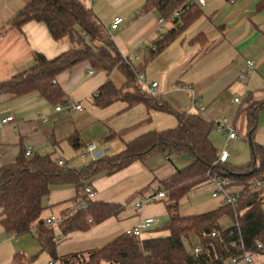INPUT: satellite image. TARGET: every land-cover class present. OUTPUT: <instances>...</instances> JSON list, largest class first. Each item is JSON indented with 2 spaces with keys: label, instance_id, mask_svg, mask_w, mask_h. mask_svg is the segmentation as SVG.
<instances>
[{
  "label": "crops",
  "instance_id": "crops-1",
  "mask_svg": "<svg viewBox=\"0 0 264 264\" xmlns=\"http://www.w3.org/2000/svg\"><path fill=\"white\" fill-rule=\"evenodd\" d=\"M31 1L0 0V82L30 68L34 63V53L52 59L72 48L68 37L56 41L47 27L40 23L28 22L21 30L7 28L9 20ZM82 1L92 8L120 53L125 58H136L133 64L137 68H144V71L146 69L145 81L148 84L157 83L156 95L176 111L200 115L208 122H216L223 116L237 134V138L230 140L229 145H236L239 139L249 143L247 116L242 111L245 101L237 104L235 99L248 94L247 99L252 101L264 100V8L259 7L261 0H238L234 4L227 0H206L204 5L197 4L201 16L149 62L147 60L155 41L172 28L171 19L162 18L154 9L144 11L148 0ZM116 18H122L123 22L115 30H110ZM160 19L164 20L161 27ZM198 35L202 39L194 41ZM248 60L256 63V69L242 80L239 78L240 70ZM108 79L117 87L125 83V78L117 70L110 74L94 71L88 62H82L57 77L67 102L81 105L82 111L67 108L56 111V107L36 94L17 99L0 94V122L10 116L14 118L0 125V168L15 163L18 156L29 148L32 155L48 154L53 160L63 161L71 167L70 158L66 157L68 153L71 159L88 156L85 148L75 151L71 147L68 137L74 132L79 133L85 146L94 140L97 149L100 146V152L105 155L110 151V148L104 149L109 146L104 141L109 133H123V138L115 141L126 144L149 131H164L178 125L177 119L176 123H172L162 118L163 115L171 114L150 110L142 103L129 109L122 102L105 109L97 108L93 104V97ZM187 102L188 105L184 106ZM99 111L105 112L106 116L97 117V133L93 137L85 135V126L91 122L94 114L98 116ZM118 119L124 121L121 127L114 125ZM222 135L226 141V136ZM254 141L264 146V110L258 114ZM173 158L170 161L166 154L157 153L115 174L94 177L89 186L96 192V200L119 204L123 209L118 215L84 232L62 236L58 223L73 212L76 191L72 185L53 187L49 196L43 200L45 210L42 219L45 222L53 221L51 225L58 238V255L101 248L149 217L158 222L168 219L164 198L144 203L140 207H137V203L158 194L160 182L184 168V164L179 161L175 163L177 158ZM178 159L186 161L181 156ZM230 161L229 155L227 162L232 164ZM204 186L212 187L211 199L207 203L213 207L209 211L220 207L221 201L212 198L213 186ZM261 190L264 196V180ZM209 211L180 213L188 216ZM157 227L144 233L142 238L159 236ZM92 243L102 245L90 249L88 246ZM37 247L40 248L33 233L15 236L8 233L0 223V264H12L17 253L26 256L34 254L38 252ZM48 259L49 264H52L50 257Z\"/></svg>",
  "mask_w": 264,
  "mask_h": 264
},
{
  "label": "trees",
  "instance_id": "trees-1",
  "mask_svg": "<svg viewBox=\"0 0 264 264\" xmlns=\"http://www.w3.org/2000/svg\"><path fill=\"white\" fill-rule=\"evenodd\" d=\"M259 7L264 8V0ZM152 9L162 18L171 19L173 24L155 41L148 62L201 16L197 4H191L190 0H148L144 11ZM28 22L45 25L56 41L68 37L72 48L52 59L34 53L30 68L0 82V94L13 99L36 94L54 107L65 106L66 94L57 77L88 62L94 71L110 74L117 70L125 78L121 87L111 79L100 87L93 97L97 108L105 109L122 102L129 109L142 103L150 110L175 116L178 125L144 133L127 142L120 153L102 155L80 169L59 165L48 154L26 156L23 152L15 163L0 168V223L8 233L15 236L33 233L41 252L59 264H227L230 258L245 253L264 256V252L258 251L259 244H264V196L261 188L256 187L257 182L264 180V146L254 141L264 100L247 99L242 110L247 116V139L252 143L251 160L243 166L221 163L210 139L215 125L200 115L176 111L162 97L143 89L138 79L144 68H137L120 53L108 30L82 0H32L9 20L7 28L21 30ZM201 39L198 35L194 41ZM123 136V133H109L104 141L109 144ZM68 140L75 151L86 148L78 132ZM157 153L166 154L170 161L174 154L188 155L192 161L160 182L159 192L165 193L163 201L168 220L156 231L163 234L143 239L124 233L101 248L59 256L54 228L42 219L43 200L52 188L72 185L76 191L73 212L58 223L62 236L84 232L123 209L119 204L91 199L86 191L90 181L100 174H115ZM214 178L228 181L230 187L239 191L238 208L221 205L206 213L181 215V201ZM223 219L232 222L225 230L220 225ZM214 232H219L220 236L212 237ZM193 238L202 249L197 256L186 244ZM232 242L237 246L232 247ZM36 258L17 253L12 264H31Z\"/></svg>",
  "mask_w": 264,
  "mask_h": 264
},
{
  "label": "built area",
  "instance_id": "built-area-1",
  "mask_svg": "<svg viewBox=\"0 0 264 264\" xmlns=\"http://www.w3.org/2000/svg\"><path fill=\"white\" fill-rule=\"evenodd\" d=\"M227 1L231 4H234L238 0H227ZM190 2H191V4L204 5L206 0H190ZM122 22H123L122 18L114 19V21L111 24L110 30H115ZM163 23H164V20L160 19V22H159L160 27L163 25ZM127 59L130 63H134L136 60V58H134V57H129ZM255 69H256V63L254 61H252V60L246 61V64L240 70L239 78L242 80L246 79L253 71H255ZM138 81L142 85V87H144V89L147 92H149L151 94H155V90L157 88V83L148 84L145 81V78L141 75L139 76ZM247 98H248V94H244V96L242 98L235 99V103L241 104L243 101H246ZM63 108L75 109L77 111L83 110L81 105L75 104L73 102H67V104L65 106L56 107V111H61ZM201 110L203 111L204 108H202ZM13 119L14 118L12 116L7 117V118L1 120L0 125L7 124V123L13 121ZM213 124L215 125L216 129L219 132H221L222 134H224L226 136L224 150L217 153V157H218L219 162L226 163L228 161V158H229V154L227 151V148L229 146V141L236 139L237 134H236L233 126H231L229 124V121L226 118H224L221 121L213 122ZM96 150H97V143L96 142H90L86 145V148H85L86 154L91 155ZM31 155H32V151H31V148H29L26 151V156H31ZM102 155H103V152L97 153L95 156V159L99 158ZM59 165H64V162L59 161ZM209 184H211L213 186V192H212V198L213 199L221 201L222 205H230L235 209L238 208V202H239L238 200L240 197V193L238 190H234L233 187H230V184L228 181L219 180V179L214 178L213 180H211V182ZM261 186H262V182H257L256 187L261 188ZM86 191L89 194L91 199H96L97 194L90 186L87 187ZM162 198H165V193L159 192L154 197H150V198H147L146 200H142V201L138 202L137 207H140L144 203H153L156 200L162 199ZM89 222H91V220H89ZM46 223L51 225L53 223V221L47 220ZM156 226H160L159 222L155 218L149 217V218H146L139 225L127 230L125 232V234L135 236V237H143L144 233L150 231L152 228H154ZM217 236H220L219 232H214L212 234V237H217ZM230 245L232 247L237 246L235 242H232ZM258 251L260 253L264 252V244H259ZM201 252H202V249H201L200 245H198L193 250V254L196 256L201 254ZM256 256H258V255L252 254V253H245L240 257L230 258L227 264H253L254 263V257H256Z\"/></svg>",
  "mask_w": 264,
  "mask_h": 264
},
{
  "label": "rangeland",
  "instance_id": "rangeland-1",
  "mask_svg": "<svg viewBox=\"0 0 264 264\" xmlns=\"http://www.w3.org/2000/svg\"><path fill=\"white\" fill-rule=\"evenodd\" d=\"M155 71V70H154ZM151 71V72H154ZM147 74V71L145 69V71H143L140 75L143 76L145 78V76ZM146 79L148 80L149 78L146 77ZM153 80V79H152ZM151 80V81H152ZM151 83V82H150ZM142 86V85H141ZM144 89V87H142ZM155 95H156V90H155ZM191 103V101H190ZM184 106L188 105V102L183 104ZM89 109V108H88ZM195 106H194V111H195ZM98 116H96L94 114V118L91 120L90 123H88L85 127V135L90 134L92 137L97 133V128L99 126V123L96 122V119L98 120L99 118L97 117H103L106 116L105 112H98L97 113ZM165 120L167 121H171L172 123H176V118L173 115H163V117ZM223 116H220V118H218V121H221V119L223 120ZM123 119H118L114 125L115 127H121V125L123 124ZM217 122V121H216ZM166 122H164V125ZM176 125V124H174ZM174 127V126H173ZM84 135V137H85ZM213 141V144L215 145L216 149L219 150V152L222 151L223 146L225 145V139L223 137V135L216 129L213 130L211 137H210ZM84 140L86 141V138H84ZM84 141V142H85ZM94 140H91V142H93ZM86 143V142H85ZM90 142H87V144ZM127 143V142H126ZM105 144V143H104ZM100 146H98V149L91 155H88L86 158H82V157H74V159H71L72 156H70V153L67 154L66 157H69V163L71 165L72 168H76V169H80L83 166L87 165L91 160L95 159V156L97 153H99L101 150L99 148ZM125 147V142H121V141H115L112 142L111 144L109 143V146L107 145L106 147H104V149H108L110 148L109 154L110 155H115L120 153ZM228 153L231 156V163L234 166H243L245 164H247L250 160H251V149H250V145L247 141L243 140V139H239V141L237 142V144H233L231 143L228 147ZM174 157L177 158L175 160V163L179 161V163L181 162V164H184V167H187L188 165L191 164V160H180L178 159V155L174 154ZM173 158V159H175ZM212 187L211 186H202L199 187L198 189H196L195 192H193L190 196H186L182 201H181V206H180V212L183 214H193V213H200L203 211H209L212 209L213 206H211V204L207 203L210 199H211V190ZM168 219H161L159 221L160 226L164 225L167 222ZM221 228L223 230L229 228L232 225V222L229 219H223L220 222ZM159 235H161V232H157ZM66 243V242H65ZM94 244L92 243L90 246L91 248H95V247H101L100 245L102 244ZM187 247L190 251H193L198 245L199 242L197 239L193 238L191 239L189 242H186ZM38 248V252L34 253V254H30L29 256H37V258L31 263V264H49V257H44L47 256V254H44V252H41V248ZM74 251V250H72ZM57 253H58V248H57ZM261 261L263 262V256H256L254 257V263L253 264H261ZM52 264H59L58 262L55 261H51Z\"/></svg>",
  "mask_w": 264,
  "mask_h": 264
},
{
  "label": "water",
  "instance_id": "water-1",
  "mask_svg": "<svg viewBox=\"0 0 264 264\" xmlns=\"http://www.w3.org/2000/svg\"><path fill=\"white\" fill-rule=\"evenodd\" d=\"M249 144H250V147H252V143H251V141H249ZM181 157H182V159H184V160H189V159H190V157H189L188 155H182Z\"/></svg>",
  "mask_w": 264,
  "mask_h": 264
}]
</instances>
